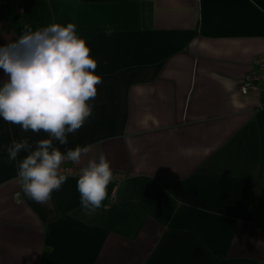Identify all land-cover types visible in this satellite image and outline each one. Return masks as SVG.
Masks as SVG:
<instances>
[{"label":"crops","instance_id":"obj_1","mask_svg":"<svg viewBox=\"0 0 264 264\" xmlns=\"http://www.w3.org/2000/svg\"><path fill=\"white\" fill-rule=\"evenodd\" d=\"M0 15V46L25 25H77L103 82L92 116L54 145L89 148L65 163L104 153L124 173L93 213L79 174L37 203L18 178L28 153L9 163L7 149L48 136L0 117V264H264V207L249 197L264 162V79L239 89L264 50V0H0Z\"/></svg>","mask_w":264,"mask_h":264},{"label":"clouds","instance_id":"obj_2","mask_svg":"<svg viewBox=\"0 0 264 264\" xmlns=\"http://www.w3.org/2000/svg\"><path fill=\"white\" fill-rule=\"evenodd\" d=\"M105 34L111 35L112 30ZM90 52L72 22L53 23L36 31L25 25L23 35L0 46V68L8 77L0 85V117L25 132L43 131L48 136L37 141L34 149L28 139L13 140L7 149L9 163L21 151L28 153L18 165V178L23 193L37 203L49 202L66 182L65 161L80 164L89 152L87 146L63 152L54 141L67 144L68 134L78 131L92 116L91 101L103 81L95 73L98 63ZM113 179L104 153L80 169L77 190L86 214L103 206Z\"/></svg>","mask_w":264,"mask_h":264},{"label":"built area","instance_id":"obj_3","mask_svg":"<svg viewBox=\"0 0 264 264\" xmlns=\"http://www.w3.org/2000/svg\"><path fill=\"white\" fill-rule=\"evenodd\" d=\"M16 14L22 13V7L16 6L14 8ZM8 20L0 15V30L7 27ZM253 66L254 68L244 75V78L239 83V89L244 92H256L259 91L261 87L262 80L264 79V50L259 52L253 57ZM82 167H77L68 163L62 165V169L65 171V174H79ZM114 178L121 180L124 177L122 171H114Z\"/></svg>","mask_w":264,"mask_h":264},{"label":"trees","instance_id":"obj_4","mask_svg":"<svg viewBox=\"0 0 264 264\" xmlns=\"http://www.w3.org/2000/svg\"><path fill=\"white\" fill-rule=\"evenodd\" d=\"M249 197L253 203L264 207V162L258 180L254 181L249 189Z\"/></svg>","mask_w":264,"mask_h":264}]
</instances>
